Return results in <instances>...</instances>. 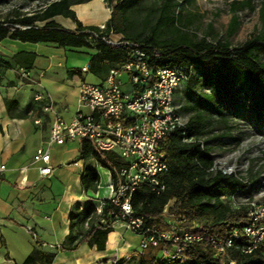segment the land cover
I'll use <instances>...</instances> for the list:
<instances>
[{
  "label": "trees",
  "instance_id": "16d2710c",
  "mask_svg": "<svg viewBox=\"0 0 264 264\" xmlns=\"http://www.w3.org/2000/svg\"><path fill=\"white\" fill-rule=\"evenodd\" d=\"M4 1L0 0V3ZM29 1L45 3L34 13H19L0 19V40L10 38L64 48L95 49L88 71L104 79L111 67H119L133 58V47L130 45H113L104 39L112 33L122 34L125 40L136 43L145 51L154 73L161 68L174 66L189 75V80L181 89L186 90L194 101V114L186 119L180 105L179 111L186 119L185 125L178 127L163 141L169 164V171L163 175L166 188L158 193L147 183H142L133 194L132 204L135 214L144 216L147 226L156 230L167 229L169 211V214L176 216L181 226L202 234L204 239L190 243L183 258H166L161 253V246H150L140 253V264H264V240L252 252L242 249L247 243L244 227L251 221L250 204L234 206L226 199V196L236 194L250 183L237 173L217 165L214 147L209 139V134L216 129L231 133L234 119L264 125V60L258 51L264 49V29L234 45L229 38H199L197 34H191L181 27V19L174 12L181 4L180 0H163L155 11L159 13L157 22L149 25L150 33L146 29H137L133 19V13L144 0H116L105 28L84 25L72 8L74 4L90 0ZM248 4L254 6L252 0ZM237 8V3H234L229 37L241 25ZM56 15L73 19L77 28L72 30L61 26L52 19ZM261 18L264 25V0ZM163 29L174 32L176 36L163 38ZM93 33L99 37L91 38ZM37 58L36 52L22 50L10 59H4L3 64L16 69L20 80L31 83L30 79H22L18 72L21 67L34 68ZM5 103L11 116L28 115V110H20L17 99L7 98ZM213 115L218 116L216 121L212 120ZM79 157L87 162L82 176L84 187L95 192L98 191L101 177L97 167L90 161L94 160L110 169L113 177L116 175L115 168L126 164L117 153L98 150L86 138L81 139ZM186 194L191 205L187 211L178 208ZM106 201L101 215L97 214L91 200L86 207H82L81 203L75 204L70 214L71 230L66 241L50 250L36 240L33 251L22 264H52L59 251H76L83 243L105 250L108 236L114 230L115 217L110 211L119 210L111 200ZM172 201L174 204L169 206ZM235 229L242 233L236 245L216 257L218 249L209 242V238L224 240ZM231 259L234 263L230 262ZM115 264H125V259L121 258Z\"/></svg>",
  "mask_w": 264,
  "mask_h": 264
},
{
  "label": "crops",
  "instance_id": "0c3cea01",
  "mask_svg": "<svg viewBox=\"0 0 264 264\" xmlns=\"http://www.w3.org/2000/svg\"><path fill=\"white\" fill-rule=\"evenodd\" d=\"M72 8L84 25L100 26L111 17L106 0H90L74 4ZM52 19L67 29L77 28V23L69 17L56 15ZM22 50L38 54L31 70L39 84H46L45 77L50 76L49 80L64 91L62 99L55 104L63 117L71 120L78 109L70 118L65 116L69 106V86L79 93L84 81L94 82L87 78L89 71L80 74L75 68H88L96 50L64 48L55 44L45 47L42 43L10 38L0 40V52L8 59ZM14 71V68L6 70L2 85L8 80H16ZM17 82L21 84L22 80ZM13 87L5 90V86H1L0 92V166L6 165L0 170V264H22L33 251L36 240L50 250L63 244L71 230L70 214L74 205L81 203L86 207L90 196L103 195V189L106 190V185L113 179L110 169L93 160L90 162L97 167L101 177L99 188L95 192L84 187L82 176L87 162L79 157L81 139L52 145L54 171L51 175H41L37 164L33 163V156L49 141L51 117L43 112L41 103L40 111L38 105L30 104L32 97L22 100L19 90ZM44 89L52 94L50 88ZM7 98L17 99L20 110H28V115L11 116L5 103ZM38 119L42 122L36 123ZM142 240L140 233L118 223L108 236L105 250L83 243L76 251H59L52 264H115L121 258L125 259V264H140Z\"/></svg>",
  "mask_w": 264,
  "mask_h": 264
},
{
  "label": "built area",
  "instance_id": "2783aa9c",
  "mask_svg": "<svg viewBox=\"0 0 264 264\" xmlns=\"http://www.w3.org/2000/svg\"><path fill=\"white\" fill-rule=\"evenodd\" d=\"M105 28V24L100 25ZM91 38L99 37L97 33ZM106 41L113 45L128 44L132 49V60L111 67L104 79L99 82L84 81L79 91L81 107L71 120H67L56 107L55 100L45 89L34 94L41 103L42 110L51 117L49 141L38 148L33 156L41 175H51V147L65 144L69 140L89 139L101 151L117 153L126 164L115 168V177L106 185L105 194H94L90 200L97 214L101 215L111 200L115 209L110 214L115 217L114 226L125 224L129 229L143 237L140 251L150 246H161V253L169 259L183 258L188 245L204 239L199 233H193L181 226L176 216L168 219L169 227L156 230L147 226L144 216L135 214L132 197L142 183L161 193L166 188L163 175L169 171L167 155L163 141L178 127L184 126L186 119L181 115L177 102V93L189 80L182 69L169 66L153 72L145 51L132 41L125 40L122 34L112 33ZM88 70L87 67L84 68ZM22 79H33L31 69L19 68ZM42 120H36L41 123ZM6 165H1L4 170ZM26 168V167H24ZM251 221L244 227L243 234L247 243L242 247L252 252L264 240V206L249 201ZM239 229L231 231L224 240L209 238L218 252L216 257L227 252L240 239ZM234 263V260H230Z\"/></svg>",
  "mask_w": 264,
  "mask_h": 264
},
{
  "label": "rangeland",
  "instance_id": "374dc122",
  "mask_svg": "<svg viewBox=\"0 0 264 264\" xmlns=\"http://www.w3.org/2000/svg\"><path fill=\"white\" fill-rule=\"evenodd\" d=\"M181 4L174 9L175 14L181 19L180 26L191 34H197L199 38L208 36L211 40L229 38L234 45H238L253 34H258L264 29L261 18V9L263 0H252L251 6L248 4L250 0H180ZM107 6L112 7L116 0H106ZM163 0H144L142 5L133 13V19L136 27L139 30L146 29L150 33L149 25H154L159 13L156 9L162 4ZM45 2H31L29 0H5L0 3V19L14 17L17 14L34 13L41 8ZM237 3V14L241 19V25L237 32L232 36H228L229 24L234 16L233 5ZM148 25V26H147ZM163 38H172L176 34L170 30L163 29ZM45 47H53V44L42 43ZM48 45V46H47ZM261 58L264 60V49L258 50ZM8 59L0 52V92L1 86L6 88H16L18 95L22 100L31 98V105H38L40 103L35 100V90H42L46 87L52 91L55 102H59L64 96V91H60L50 76L45 77L46 84H39L36 76H33L31 85H26L22 81L18 84L17 70L14 69L16 80H8L6 84L2 85V81L6 70L8 69L3 60ZM85 68V67H84ZM84 68H75L77 73H85L88 70ZM13 69V68H12ZM87 78L94 82H99L101 79L92 74L86 73ZM70 93L67 96L69 106L65 111V116L70 118L72 113L81 107L79 102V93L75 87L69 86ZM178 104L182 106V114L188 119L194 114V101L189 97L186 90L181 89L177 96ZM64 110V109H63ZM41 111V109H40ZM217 115H213L212 120H217ZM233 130L227 133L224 129H216L209 134L210 144L214 147V155L216 156V163L219 167L229 171L235 172L243 177L244 181L249 185L237 192L226 196L227 200L236 206L241 203H248L255 201L264 206V125L245 119H234L231 123ZM106 189V188H105ZM103 196L105 190L103 189ZM174 201L170 202L169 206L173 205ZM168 206V207H169ZM179 209L189 210L191 208L189 196L186 194L183 200L178 205ZM168 219H174L175 216L167 213ZM133 231V230H131ZM134 232V231H133Z\"/></svg>",
  "mask_w": 264,
  "mask_h": 264
}]
</instances>
